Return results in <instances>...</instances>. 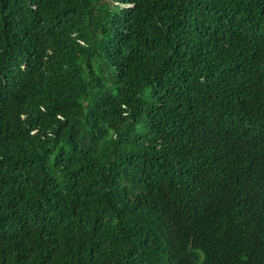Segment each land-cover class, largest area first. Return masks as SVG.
Returning a JSON list of instances; mask_svg holds the SVG:
<instances>
[{"label":"trees","instance_id":"trees-1","mask_svg":"<svg viewBox=\"0 0 264 264\" xmlns=\"http://www.w3.org/2000/svg\"><path fill=\"white\" fill-rule=\"evenodd\" d=\"M0 264H264V0H0Z\"/></svg>","mask_w":264,"mask_h":264},{"label":"bare ground","instance_id":"bare-ground-1","mask_svg":"<svg viewBox=\"0 0 264 264\" xmlns=\"http://www.w3.org/2000/svg\"><path fill=\"white\" fill-rule=\"evenodd\" d=\"M243 130V129H242ZM241 131V130H240ZM245 133V132H244Z\"/></svg>","mask_w":264,"mask_h":264}]
</instances>
